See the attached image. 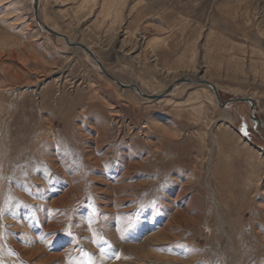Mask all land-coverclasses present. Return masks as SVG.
<instances>
[{"label": "rangeland", "instance_id": "obj_1", "mask_svg": "<svg viewBox=\"0 0 264 264\" xmlns=\"http://www.w3.org/2000/svg\"><path fill=\"white\" fill-rule=\"evenodd\" d=\"M251 114L264 0H0V264H264Z\"/></svg>", "mask_w": 264, "mask_h": 264}, {"label": "water", "instance_id": "obj_2", "mask_svg": "<svg viewBox=\"0 0 264 264\" xmlns=\"http://www.w3.org/2000/svg\"><path fill=\"white\" fill-rule=\"evenodd\" d=\"M33 9H34V11L36 12L37 11V0H33ZM44 27V26H43ZM44 29L47 31V32H52V30H50V29H48V28H46V27H44ZM53 33V32H52ZM57 35V34H56ZM60 36V35H59ZM61 38H63L68 44H69V42H68V40L65 38V37H63V36H60ZM70 45V44H69ZM77 48H79L80 50H82V51H84L88 56H90L91 58H93L94 60H95V62L97 63V65H98V67L101 69V71L105 74V76H107L111 81H113L116 85H118V86H121V87H123L119 82H117V81H115V80H113V79H111V77L109 76V75H107L106 73H105V71H104V69H103V67L101 66V64L99 63V61L97 60V59H95V57H94V55L87 49V48H85L84 46H82V45H79V44H76L75 45ZM187 82V81H186ZM199 84H201V85H204L205 87H207V88H209L213 93H214V96H215V98H216V101H217V103L222 107V108H225V106H227L228 104H230V103H249V105H250V111L252 112L253 111V103L251 102V100H244V99H230V100H228L227 102H225L223 105L221 104V101H220V97H219V92L217 91V89L215 88V86L214 85H212L211 83H209V82H207V81H200V83ZM125 87V86H124ZM126 88V87H125ZM127 88H131V87H127ZM133 89H135L137 92H138V94L139 95H141V96H143L144 98H147V99H151V100H156V99H158V98H160V96L159 97H147V96H145V95H143L142 93H141V91L140 90H138L136 87H134L133 86ZM171 89H169V91H170ZM250 119L252 120V121H254V122H256L257 124H259L260 125V123L253 117V115L251 114V116H250ZM261 126V125H260Z\"/></svg>", "mask_w": 264, "mask_h": 264}, {"label": "flooded vegetation", "instance_id": "obj_3", "mask_svg": "<svg viewBox=\"0 0 264 264\" xmlns=\"http://www.w3.org/2000/svg\"><path fill=\"white\" fill-rule=\"evenodd\" d=\"M259 119V118H258ZM257 119V121L260 123L261 121H259ZM251 120V119H250ZM252 123L255 125L256 128V135H258V137L264 141V126H260L259 124H257L256 122L252 121Z\"/></svg>", "mask_w": 264, "mask_h": 264}, {"label": "snow or ice", "instance_id": "obj_4", "mask_svg": "<svg viewBox=\"0 0 264 264\" xmlns=\"http://www.w3.org/2000/svg\"><path fill=\"white\" fill-rule=\"evenodd\" d=\"M245 134H247V133H245ZM152 207H153V208H155V207H156V204H155V202H153V204H152Z\"/></svg>", "mask_w": 264, "mask_h": 264}, {"label": "bare ground", "instance_id": "obj_5", "mask_svg": "<svg viewBox=\"0 0 264 264\" xmlns=\"http://www.w3.org/2000/svg\"><path fill=\"white\" fill-rule=\"evenodd\" d=\"M113 17V16H112ZM112 24V23H111ZM66 38V37H65ZM143 247V246H142ZM137 250V249H136ZM140 251V250H139ZM139 253V252H138Z\"/></svg>", "mask_w": 264, "mask_h": 264}]
</instances>
